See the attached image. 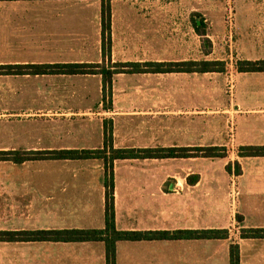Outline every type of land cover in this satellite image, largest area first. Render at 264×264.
I'll list each match as a JSON object with an SVG mask.
<instances>
[{
	"label": "crops",
	"instance_id": "0c3cea01",
	"mask_svg": "<svg viewBox=\"0 0 264 264\" xmlns=\"http://www.w3.org/2000/svg\"><path fill=\"white\" fill-rule=\"evenodd\" d=\"M0 0V65L140 64L113 74L0 75V151L184 150L115 159L117 229L227 230L221 239L123 240L116 264H264V0ZM228 11L231 13L228 15ZM218 61L223 71L152 72L148 63ZM126 69V68H125ZM218 147L225 156H205ZM229 151H234L232 154ZM236 165L240 174H236ZM228 167H230L228 169ZM102 159L0 160V231L102 229ZM0 264H106L101 241H0Z\"/></svg>",
	"mask_w": 264,
	"mask_h": 264
},
{
	"label": "trees",
	"instance_id": "16d2710c",
	"mask_svg": "<svg viewBox=\"0 0 264 264\" xmlns=\"http://www.w3.org/2000/svg\"><path fill=\"white\" fill-rule=\"evenodd\" d=\"M109 1V0H108ZM103 31L107 28L109 19V4L102 0ZM145 66L152 72L175 71H223L224 63L218 61L188 62V63H148ZM114 69L104 65L90 64H18L0 65V75H44V74H101L104 90L107 82L113 74L118 72H140V64H115ZM236 70L239 72H264V60L237 61ZM126 68V69H125ZM205 156H225V150L212 147L205 151ZM184 150L171 148L158 149H116L112 146L111 131L105 129V142L101 149L95 150H58V151H0V160H11L21 163L31 159L54 158V159H89L98 158L105 165V225L102 229H64V230H24V231H0V241H64V242H90L101 241L105 245L106 264H116V243L123 240H152V239H221L226 238L227 230H178L174 232H134L117 229L114 218L113 204V161L124 158L144 157H176L183 156ZM238 156H264V145L242 146L238 150ZM230 167H228L229 169ZM241 170L236 165V174ZM240 238H264V229L242 228ZM229 264H240L239 247L231 244L229 250Z\"/></svg>",
	"mask_w": 264,
	"mask_h": 264
},
{
	"label": "rangeland",
	"instance_id": "374dc122",
	"mask_svg": "<svg viewBox=\"0 0 264 264\" xmlns=\"http://www.w3.org/2000/svg\"><path fill=\"white\" fill-rule=\"evenodd\" d=\"M226 1L228 2V5L232 4V1L231 0H226ZM229 8H231V5H230ZM229 14H231V13L228 11V15ZM229 152L232 154V152H234V151H229Z\"/></svg>",
	"mask_w": 264,
	"mask_h": 264
}]
</instances>
